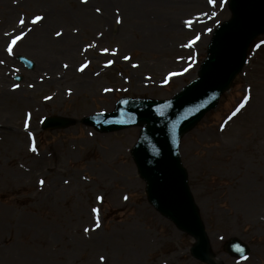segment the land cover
<instances>
[{
  "label": "rangeland",
  "instance_id": "374dc122",
  "mask_svg": "<svg viewBox=\"0 0 264 264\" xmlns=\"http://www.w3.org/2000/svg\"><path fill=\"white\" fill-rule=\"evenodd\" d=\"M97 8L101 10L99 13ZM35 15H43L44 19L32 25L29 21ZM117 15L122 20L120 24L115 22ZM21 16L25 18L24 25L18 23ZM233 17L231 0H215V3L209 0H87V3L0 0V60L4 61L0 64V83L12 90L15 99L29 103L19 110L31 113L30 147L33 141L36 147L35 152L24 157L23 153H4L1 158L12 166L20 160L43 159V171H36L37 184L43 178L51 185L52 192L57 193L55 201L68 208V223L56 222L58 249L43 264L122 263V255H113L112 251L109 254L106 248H101L98 255L84 252L83 229L89 213L84 205L88 203L99 209L100 236L110 237L132 223L149 236L136 238L133 243L130 235L122 231V247L138 255L131 262L162 264L168 260L169 264H213L194 254L197 236L160 211L149 198L148 181L134 156L148 123L105 131L85 120L95 114L117 112L123 100L172 99L200 76L218 28ZM21 30L26 35L13 46V54L8 55L5 49L11 35ZM61 30L62 36H55ZM44 31L46 35L41 34ZM261 41L264 31L250 42L244 65L221 92L216 106L184 130L178 140L180 165L204 230L206 249L219 264H264V44ZM93 42L96 47L85 51L84 45ZM103 48L109 52H101ZM111 49H117L114 55ZM19 54L36 62V67L31 69L20 62ZM125 55L130 59L124 60ZM107 60L114 63L105 67ZM85 61L88 64L84 71H77ZM134 64L138 66L133 67ZM16 76L22 79L17 81ZM13 84L19 87L13 88ZM249 86L251 100L228 120ZM105 88L112 91L105 92ZM46 96L50 99L46 100ZM33 104L38 109L36 115L32 112ZM11 111L7 103L2 106V128L12 122L8 121ZM50 115L67 116L74 123L68 128L43 130L42 120ZM222 124L225 126L221 132ZM234 156L248 161L242 169L256 171L249 174L236 168L237 173L229 174L226 163ZM130 169L134 170L135 179L129 176ZM35 189L33 183L24 180L21 186L9 183L0 187V215L6 210L15 213L13 219L0 223V264H19L25 257L37 255L34 249L31 251L34 247L31 237L39 232L22 227L23 223L29 224L28 220L18 221L19 216L23 217L32 208ZM98 195L104 199L98 201ZM31 210L36 217V213L56 215L47 209L40 213L35 208ZM87 222L89 225V218ZM230 237L248 243L247 257L238 259L225 251L224 245ZM60 252L66 254L61 257ZM101 255L106 257L103 262L99 260Z\"/></svg>",
  "mask_w": 264,
  "mask_h": 264
},
{
  "label": "water",
  "instance_id": "95a60500",
  "mask_svg": "<svg viewBox=\"0 0 264 264\" xmlns=\"http://www.w3.org/2000/svg\"><path fill=\"white\" fill-rule=\"evenodd\" d=\"M231 4L233 20L218 29L200 77L182 92L169 101L123 100L118 112L88 119L104 130L140 121L149 123L134 150L140 171L149 181V196L160 210L199 238L194 253L213 264L217 263L207 252L204 230L180 166L177 147L179 134L215 106L220 92L242 67L250 40L264 30V0H232ZM19 59L29 68L34 66L24 55H19ZM72 122L64 117H48L44 127H66ZM226 250L238 257L249 253L248 246L238 238H231Z\"/></svg>",
  "mask_w": 264,
  "mask_h": 264
},
{
  "label": "bare ground",
  "instance_id": "6f19581e",
  "mask_svg": "<svg viewBox=\"0 0 264 264\" xmlns=\"http://www.w3.org/2000/svg\"><path fill=\"white\" fill-rule=\"evenodd\" d=\"M222 7V6H221ZM44 29V28H43ZM42 29V30H43ZM42 35H46V31L41 33ZM200 44V42H199ZM36 67V62L35 66ZM7 85L0 83V110L2 109V106L7 103L9 108H12V111L8 115V121L9 126L1 127L0 126V187H3L4 184L10 183V185L14 186H21L24 182H28L29 184H32L36 186V189L33 192V202L31 204L32 208H35L38 210L37 212L40 213V210L47 209L51 212H55V216L50 217L45 214H38V216H35V211H32L31 209L27 211L24 216H19L18 221H22V219H26L29 221V224L26 226L25 223L22 224V227L25 229H30L39 232L34 234V236L31 237V240L33 242L34 247L31 248V251L35 250V257H25V260L22 262H17L19 264H43L46 259L53 258L54 252L56 249H58V245L55 244V234L54 231H59L57 221L61 223H68V217H67V211L68 208L64 207L62 208V205L60 204L59 200L55 201V198H57V193L52 192V187L48 182H45L43 186L40 184H37V180L39 178L36 171H43V167L45 166V161L43 159H36L34 161L25 159L23 162L22 160L18 161L14 166L9 165L8 163L4 162L1 158L2 154H18L21 155L23 153V157L27 154H31L30 148V140L31 135L28 133V129L33 126V122L28 119V114L24 107L28 106L29 103H24L25 100L22 99H15L13 92L10 88H6ZM5 95L7 98H4ZM14 98V102L13 99ZM9 100V101H8ZM19 107V108H18ZM23 107L22 112H20L19 109ZM33 109L32 112L34 115L38 113V109L34 107V104L32 105ZM17 108V109H15ZM15 110V111H14ZM16 114H18V117H16ZM15 118V119H13ZM27 120L28 127H25V121ZM3 129V132H2ZM224 130L221 129L222 132ZM2 136V138H1ZM26 143H28L26 145ZM221 145L224 146V143L221 142ZM33 153V152H32ZM248 163L245 158L234 156L232 157L226 165L229 167V174H235L237 173L236 168H239V172H248L249 174H252L256 169H242V165ZM131 174L129 176L131 179L135 177V172L133 169L129 170ZM135 179V178H134ZM98 180H102V178L99 176ZM95 207L94 203H88L84 205V209H87L89 213H87L86 217V227L90 229L88 233H83L84 238L82 239L84 241L83 248L84 252H89L92 255H98L101 248H106L108 253L110 251L115 254L122 255L123 261L121 264H126L127 262L129 264H136L134 262H131L130 259H135L138 257L136 255L137 253L133 251H127V248L122 247V242H124L123 238L120 236V234H123V232L126 235H130L131 240L133 243H135L136 238L138 239H146L149 238L148 235L142 233L139 231L138 226L135 223L130 224L127 227H124V230L116 231V233H112L111 236H100L99 233H97V228L92 230L94 228L95 223V214L91 212V209ZM11 210V209H10ZM84 211V210H83ZM66 213V215H65ZM15 214V213H14ZM13 213H10L8 210L1 211L0 215V223L13 219L15 217ZM89 218V225L87 222V219ZM82 219V216H81ZM81 225V224H80ZM64 228H67V225H63ZM82 226V225H81ZM123 231V232H122ZM106 238H108L106 240ZM111 249V250H110ZM62 254H66L65 252H60V256L63 257ZM110 254V253H109ZM20 257V255H18ZM125 258V260H124ZM29 259V260H28ZM29 261V262H25ZM217 261V260H216ZM131 262V263H130ZM162 264H169V261H163Z\"/></svg>",
  "mask_w": 264,
  "mask_h": 264
},
{
  "label": "snow or ice",
  "instance_id": "6c2138e0",
  "mask_svg": "<svg viewBox=\"0 0 264 264\" xmlns=\"http://www.w3.org/2000/svg\"><path fill=\"white\" fill-rule=\"evenodd\" d=\"M209 2H210V3H215V0H209ZM81 3H87V0H81ZM100 11H101V10H100L99 8L96 9V12L99 13ZM118 11H119V10H117V12H118ZM213 15H215V13H213ZM43 19H44L43 15H35V16L29 21V23L32 24V25H35V24H37L38 22L42 21ZM115 22H116L117 24H120V23L122 22V20H121V18H120L119 15H117V17H116V21H115ZM18 23H19L20 25H24V24H25V18H24L23 16L19 17V19H18ZM186 23H190V22H186ZM14 31H15V30H14ZM28 31H31V29H28ZM74 31H78V29H74ZM209 31H210V29H209ZM62 34H63L62 30H61V31H57V32H55V36H57V37L62 36ZM25 35H26V33H25V31H23V30H21V31L19 32V34L11 35L10 42L7 44V47H6V49H5V51L7 52L8 55H12V54H13V46L16 45L17 42L20 41V40L22 39V37H24ZM100 35H102V33H101ZM5 36H10V34H9V33H5ZM197 39H198V37H197ZM190 43H191V42H190ZM261 44H264V41H261ZM94 47H96L95 42H93L92 44H86V45H84V50L86 51L88 48H94ZM257 47L259 48L260 45L258 44ZM116 51H117V49H111V52H112L113 55L116 53ZM101 52L107 53V52H109V49H107V48H103V49H101ZM122 58H123L124 60H129V59H130V56L125 55V56H123ZM2 63H4V61H3V60H0V64H2ZM113 63H114L113 60H107L106 63H105V67H107V66H109V65H112ZM87 64H88V61H85V63L80 64V66L77 68V71H81V72L84 71V69L87 67ZM137 66H138V65H135V64L133 65V67H137ZM63 67H64V68H68V64H64ZM96 75H99V73H96ZM169 75H175V73H169ZM41 79H43V77H41ZM165 82H166V81H165ZM17 87H19V85L13 84V88H17ZM70 91H71V90L69 89V92H70ZM104 91H105V92H110V91H112V89L105 88ZM45 99H46V100H47V99H50V97H47V96H46ZM250 100H251V86H249V89H248V91H247V94H245V95L242 97V102H241V103L235 108V110L231 113V115L228 116V120H231L234 116H236L237 113H239V112L241 111V109H243V108L246 106V104H247ZM30 116H31V113H28V118H30ZM24 126H25V127H28L27 120L25 121V125H24ZM224 126H225V125L222 124V125H221V129H223ZM30 135H31V134H30ZM30 150L33 151V152L36 151V147H35V143H34V141H33L32 145H31V147H30ZM65 183H67V181H65ZM39 184H40L41 186H43V185L45 184V181H44L43 178H41V179L39 180ZM96 199H97L98 201H102L104 198H103V196L98 195V196L96 197ZM124 199L127 200L128 197L125 195V196H124ZM91 212H92L93 214H95V223H94V228L92 229V230H94V229L100 227L99 209L96 208V207H93V208L91 209ZM83 231H84L85 233H88V232L90 231V229L86 227V228L83 229ZM105 259H106L105 256H103V255L99 256V260H100L101 262L105 261Z\"/></svg>",
  "mask_w": 264,
  "mask_h": 264
}]
</instances>
